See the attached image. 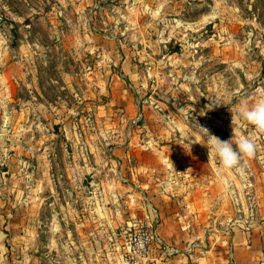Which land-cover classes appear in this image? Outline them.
I'll return each mask as SVG.
<instances>
[{"label": "rangeland", "instance_id": "374dc122", "mask_svg": "<svg viewBox=\"0 0 264 264\" xmlns=\"http://www.w3.org/2000/svg\"><path fill=\"white\" fill-rule=\"evenodd\" d=\"M261 96L264 0H0V124L10 125L11 139L27 140L28 154L53 152L56 169L73 164L70 154L90 155V174L80 170L83 162L76 165L85 186L99 187L103 175L121 178V164L111 155L124 157L128 140L136 145L135 164L126 161L132 171L146 164L151 148L172 141L178 153L209 156L200 128L222 141L233 139L235 129L237 138H253L257 148L242 161L243 176L219 166L235 172L242 191L235 198L241 205L219 211L220 217H262L264 134L242 120L232 125L241 102ZM98 194L90 195L98 201ZM80 202L79 223L62 224L61 242L48 246L49 227H41L43 254L31 263L133 264L126 260L130 246L144 234L145 221L155 229L153 221L134 220L127 204L119 212ZM43 215L48 219L50 211ZM223 222L218 219L216 232L227 234L231 226ZM155 241L156 231L138 264H148Z\"/></svg>", "mask_w": 264, "mask_h": 264}, {"label": "crops", "instance_id": "0c3cea01", "mask_svg": "<svg viewBox=\"0 0 264 264\" xmlns=\"http://www.w3.org/2000/svg\"><path fill=\"white\" fill-rule=\"evenodd\" d=\"M9 126L0 124L5 135L0 140V264H32L33 257L42 256L38 244L46 238L43 225L49 227L48 246L61 242L66 234L61 232L62 224L79 223L77 200L86 208L108 206L119 212L127 204L134 220L153 221L156 241L148 264H264V215L256 220H249L245 213L244 218L234 220L220 217L219 211L228 214L241 205L240 198L238 203L235 198L242 191L235 187V172L221 170L215 157L209 160L208 155L191 149L178 153L174 149L177 142L172 141L151 148L144 155L146 164L130 171L126 161L135 164L132 150L136 145L128 140L126 146L116 145L125 146L124 157L111 155L121 164L117 172L121 178L108 181L103 175L99 187L92 188L94 182L90 181V187L80 184L76 173L77 161L83 162L80 170L84 174L92 172L90 155L70 154L73 164L66 170L56 169L53 152L28 154L24 147L27 140L11 139ZM11 145L23 148L19 153L2 151ZM95 192L98 201V196L90 195ZM263 205L259 204V210ZM242 209L249 211L247 205ZM44 210L50 211L48 219ZM219 218L224 219V226H231L225 227L227 234L216 232ZM66 238L72 241L68 235Z\"/></svg>", "mask_w": 264, "mask_h": 264}, {"label": "clouds", "instance_id": "9594fccd", "mask_svg": "<svg viewBox=\"0 0 264 264\" xmlns=\"http://www.w3.org/2000/svg\"><path fill=\"white\" fill-rule=\"evenodd\" d=\"M241 120L254 126L259 133L264 134V96L252 104L246 101L241 102L237 114L232 115V125ZM200 129L205 136L203 144L209 150V160L215 157L222 168L234 170L243 176L242 161L255 155L257 148L255 140L249 137L237 138L234 127V138L228 141H222L219 137L209 134L205 128Z\"/></svg>", "mask_w": 264, "mask_h": 264}, {"label": "built area", "instance_id": "2783aa9c", "mask_svg": "<svg viewBox=\"0 0 264 264\" xmlns=\"http://www.w3.org/2000/svg\"><path fill=\"white\" fill-rule=\"evenodd\" d=\"M145 232L143 235L138 237V240L135 244L130 246V251L126 257L127 261L132 262L133 264H138L136 257H147L150 253V244L153 243L155 237V229L149 221L144 223Z\"/></svg>", "mask_w": 264, "mask_h": 264}]
</instances>
